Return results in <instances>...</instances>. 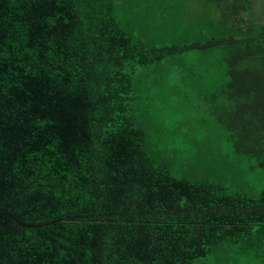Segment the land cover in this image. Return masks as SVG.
I'll return each mask as SVG.
<instances>
[{
    "label": "trees",
    "instance_id": "1",
    "mask_svg": "<svg viewBox=\"0 0 264 264\" xmlns=\"http://www.w3.org/2000/svg\"><path fill=\"white\" fill-rule=\"evenodd\" d=\"M151 1L0 0V264H264V0H197L160 46L139 30ZM164 63L188 74L172 96L203 100L227 175L205 148L176 167L150 143L142 94Z\"/></svg>",
    "mask_w": 264,
    "mask_h": 264
},
{
    "label": "rangeland",
    "instance_id": "2",
    "mask_svg": "<svg viewBox=\"0 0 264 264\" xmlns=\"http://www.w3.org/2000/svg\"><path fill=\"white\" fill-rule=\"evenodd\" d=\"M167 1L173 0H166L165 2ZM178 2L179 3L176 4L179 6L180 10H172L168 13L162 11L161 6L165 4L163 0H152L151 2L145 4L144 2H142V4H144L143 6H145L146 8H148L147 4L151 5V10L149 12H152V14L150 15L153 16L152 18L154 19H145L143 23L148 22V24L150 25L147 24L144 28L139 25V30L142 31L141 35L145 40H147L148 43L160 46L165 43L168 38L170 39L172 36H174V34H176L175 36H177L180 35L178 32H181V34L184 33L183 35H185L187 30L193 28L191 25L182 23L181 19L184 20V17L182 15L183 12H185V9L186 11H190L191 9H196L197 6H200L198 1L179 0ZM123 3V0H119L118 5H121L122 7ZM257 6L258 11L262 10V0L257 1ZM128 9H131V7ZM133 10L135 11L136 8H134ZM120 16L122 19L124 17H127V15H122V13L120 14ZM168 16L170 18L166 20ZM143 18H146L145 14ZM167 21H175V23H168ZM207 56V58H211L214 60L215 56L219 57L217 53H212V57L209 55ZM194 57L195 56L188 57L185 62L192 61V58ZM167 63H164L166 66L162 68L164 73H169L166 77V81L162 83L164 86L158 84V86L153 87V89L151 88L150 90L147 89L142 94H145L146 96L150 97H145V99H143L144 101L141 109L142 113L140 112V114H142L141 116L142 120L144 121V124L146 123L148 127H151L153 133L150 143L152 145L159 146V149L163 148V146L170 147L171 151L167 152L166 155L168 158L172 157L174 159L178 158L177 160H180L179 164L178 162L175 163L176 167H180L181 165H183V158H188L189 160L192 159V154L198 155L200 157L203 149L205 148V151L208 155H206L205 151H203V153H205L207 158L209 157L208 159H204L205 162H207V168L211 169L213 173L219 174L218 172H220L222 174L225 173V175H227V170H229L227 169V167L231 166L234 163V160L236 159L229 158L231 155H226L225 157L224 153L227 152L226 149L222 150V147H216L223 143V141L219 138L216 133L217 130L215 131V129L212 127L206 128L202 125L204 121L210 120L209 115L206 111H204L206 110V107H201V105L204 104L202 99H198L196 97L178 98L179 96L176 97L175 94V96H172L173 93L171 92L174 91L169 88L171 86H181L182 77L188 76V74L187 72H185L183 67H169ZM216 69V67H210L206 71L202 70V74L200 75V77H198L199 80L196 85V88H200V86L205 87L207 85H215L217 83V79L215 78ZM142 77L143 79H145V75H143ZM153 93L159 94L160 97L155 98V94ZM176 94L179 95L178 93ZM190 95L193 96V92H191ZM200 147L202 148L200 149ZM224 167L225 170H223ZM234 170H236L237 176H243L245 166L239 163Z\"/></svg>",
    "mask_w": 264,
    "mask_h": 264
}]
</instances>
